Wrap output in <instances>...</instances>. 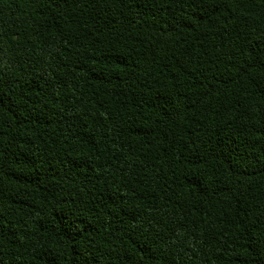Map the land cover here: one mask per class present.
I'll list each match as a JSON object with an SVG mask.
<instances>
[{"label": "trees", "instance_id": "obj_1", "mask_svg": "<svg viewBox=\"0 0 264 264\" xmlns=\"http://www.w3.org/2000/svg\"><path fill=\"white\" fill-rule=\"evenodd\" d=\"M0 264H264V0H0Z\"/></svg>", "mask_w": 264, "mask_h": 264}]
</instances>
